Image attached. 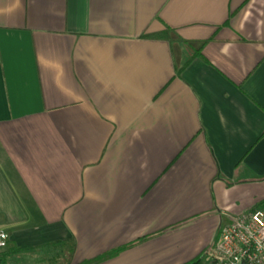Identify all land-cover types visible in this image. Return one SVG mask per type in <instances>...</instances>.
<instances>
[{"label": "crops", "instance_id": "crops-1", "mask_svg": "<svg viewBox=\"0 0 264 264\" xmlns=\"http://www.w3.org/2000/svg\"><path fill=\"white\" fill-rule=\"evenodd\" d=\"M263 131L264 0H0V230L32 256L211 264Z\"/></svg>", "mask_w": 264, "mask_h": 264}, {"label": "built area", "instance_id": "built-area-1", "mask_svg": "<svg viewBox=\"0 0 264 264\" xmlns=\"http://www.w3.org/2000/svg\"><path fill=\"white\" fill-rule=\"evenodd\" d=\"M7 238V233L0 230V250ZM204 258L211 264H264V208L230 216L204 251Z\"/></svg>", "mask_w": 264, "mask_h": 264}, {"label": "trees", "instance_id": "trees-1", "mask_svg": "<svg viewBox=\"0 0 264 264\" xmlns=\"http://www.w3.org/2000/svg\"><path fill=\"white\" fill-rule=\"evenodd\" d=\"M171 29L169 28H165L163 31H162V37H165V38H170V34H171ZM205 40L204 41H195V42H190L188 41L187 44H189L192 48V54H191V57H194L196 55H199L200 54V50H201V47L203 46ZM262 135H264V131L262 133ZM253 208H264V198L257 201L256 204H255V207ZM53 244H56V243H47V244H44L42 245V247H44V249H48L50 248ZM60 244H64V246H66V250L64 251L63 249L60 250V254L56 255V259L52 260L49 264H70V256H71V253L73 252V249H74V242L72 239L70 240H67V241H62L60 242ZM39 246H35V247H28V248H18L16 247L11 241H6V244H5V247L3 248L2 252H0V260H2L3 258H5L6 256H10L16 252H25V251H29V252H33L35 251ZM41 247V246H40ZM66 254L65 258L61 257L63 253ZM111 255V252H107V253H104L103 255H100L98 257H93V258H90V259H85L83 260L82 262H80L79 264H95L97 263L98 261H100L101 259L103 258H106L108 256ZM61 258V259H57V258ZM187 264H204L203 260L201 257L197 258V259H194L190 262H188Z\"/></svg>", "mask_w": 264, "mask_h": 264}, {"label": "rangeland", "instance_id": "rangeland-1", "mask_svg": "<svg viewBox=\"0 0 264 264\" xmlns=\"http://www.w3.org/2000/svg\"><path fill=\"white\" fill-rule=\"evenodd\" d=\"M50 254L51 253L47 251L37 256H32V253L27 251V252H23L18 255L12 256V258L8 259V261L1 262L0 260V264H49L53 260L51 258L52 254L51 255ZM203 258H204V253H203Z\"/></svg>", "mask_w": 264, "mask_h": 264}]
</instances>
